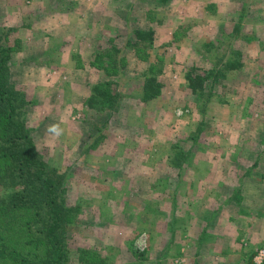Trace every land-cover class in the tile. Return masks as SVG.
I'll list each match as a JSON object with an SVG mask.
<instances>
[{
  "label": "rangeland",
  "instance_id": "1",
  "mask_svg": "<svg viewBox=\"0 0 264 264\" xmlns=\"http://www.w3.org/2000/svg\"><path fill=\"white\" fill-rule=\"evenodd\" d=\"M0 35L60 183L67 264L86 248L106 264H264V0H0ZM237 50L222 99L200 104L189 68ZM147 75L163 84L148 102ZM107 79L113 107H89ZM179 138L189 153L171 161Z\"/></svg>",
  "mask_w": 264,
  "mask_h": 264
},
{
  "label": "trees",
  "instance_id": "2",
  "mask_svg": "<svg viewBox=\"0 0 264 264\" xmlns=\"http://www.w3.org/2000/svg\"><path fill=\"white\" fill-rule=\"evenodd\" d=\"M134 36V45L141 41L153 44L155 40L153 29H136ZM1 39L0 35V187L7 188V193L5 200L0 195V264H67V243L61 229L66 213L60 183L53 178L49 164L29 135L22 111L33 102L9 82L12 49L4 46ZM204 45L213 47L215 42ZM242 59V51L237 50L211 68H189L186 79L200 104L206 106L215 97L222 99L217 89L220 79L229 71L241 69ZM115 85L114 80L108 79L95 83L88 106L98 110L112 108L117 98ZM162 87L155 76H145L142 99L151 101L161 94ZM199 136L194 133L189 140ZM183 144L181 138L172 143L171 161L189 153ZM79 259L81 264L107 263L87 248Z\"/></svg>",
  "mask_w": 264,
  "mask_h": 264
}]
</instances>
